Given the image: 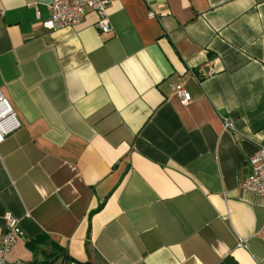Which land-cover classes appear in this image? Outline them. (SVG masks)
I'll return each instance as SVG.
<instances>
[{
  "label": "crops",
  "instance_id": "obj_1",
  "mask_svg": "<svg viewBox=\"0 0 264 264\" xmlns=\"http://www.w3.org/2000/svg\"><path fill=\"white\" fill-rule=\"evenodd\" d=\"M52 1L0 0L20 123L0 143V239L8 211L24 233L7 261L264 264V206L240 186L264 147V0L117 1L107 34L92 12L45 30Z\"/></svg>",
  "mask_w": 264,
  "mask_h": 264
},
{
  "label": "built area",
  "instance_id": "obj_2",
  "mask_svg": "<svg viewBox=\"0 0 264 264\" xmlns=\"http://www.w3.org/2000/svg\"><path fill=\"white\" fill-rule=\"evenodd\" d=\"M125 0H53L50 5V17L42 22V27L48 31L71 28L79 26L85 20L89 12L97 15L96 27L100 32L107 34L111 32V21L108 14L113 3ZM150 17H155L154 11L150 12ZM214 74L211 62L201 65L193 71V77L202 81ZM175 95L180 99L182 105L187 106L192 101L191 93L186 89L185 84L173 86ZM224 126L228 130L233 129L230 120H224ZM20 127L17 115L0 92V143L5 137ZM240 186L252 192L264 206V147L248 159L247 172L240 177ZM5 232L0 239V264H20L9 263L6 259L8 253L15 244L21 240L24 233L20 226V220L8 211L4 215ZM257 236L264 241V225L258 231ZM239 247H246L247 240L239 239Z\"/></svg>",
  "mask_w": 264,
  "mask_h": 264
},
{
  "label": "trees",
  "instance_id": "obj_3",
  "mask_svg": "<svg viewBox=\"0 0 264 264\" xmlns=\"http://www.w3.org/2000/svg\"><path fill=\"white\" fill-rule=\"evenodd\" d=\"M47 241H48V237H47V236H45V235H40V236H38L37 238L33 239V240L28 244V246H29L32 250L36 251V248H37V247H39V246L45 244Z\"/></svg>",
  "mask_w": 264,
  "mask_h": 264
}]
</instances>
